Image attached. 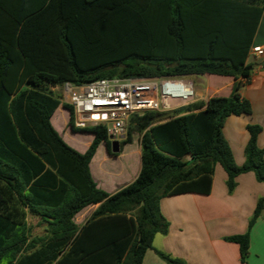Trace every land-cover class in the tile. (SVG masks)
<instances>
[{"label":"trees","instance_id":"trees-1","mask_svg":"<svg viewBox=\"0 0 264 264\" xmlns=\"http://www.w3.org/2000/svg\"><path fill=\"white\" fill-rule=\"evenodd\" d=\"M262 12L264 0H0V264H142L148 250L165 264H185L152 247L168 229L160 200L207 195L216 165L229 192L247 172L264 183L261 127L246 126L242 166L221 133L227 117L252 113L239 91L255 65L249 51ZM189 75L231 77V94L134 116L119 144L140 136L137 178L114 194L96 188L88 164L98 144L117 154L105 128L73 127L70 106L51 87ZM60 105L73 132L93 135L83 154L50 124ZM163 115L169 119L158 121ZM93 205L76 226L73 217ZM262 211L264 198L248 228ZM27 215L38 218L42 236L30 235ZM224 240L239 246L243 262L248 232Z\"/></svg>","mask_w":264,"mask_h":264},{"label":"crops","instance_id":"crops-1","mask_svg":"<svg viewBox=\"0 0 264 264\" xmlns=\"http://www.w3.org/2000/svg\"><path fill=\"white\" fill-rule=\"evenodd\" d=\"M252 46H264V12L260 17ZM248 61L255 65L248 80L243 81L239 95L250 102L252 113L227 117L221 130L237 166H242L245 161L244 147L249 138L246 131L247 125L261 127V132L256 138V145L264 149V56ZM200 76L204 80H196L197 101L195 104H206L207 100L213 96H230L233 78L216 75ZM192 111L190 109V112ZM63 117L64 122H62ZM69 117V111L60 105L49 121L69 147L83 154L90 145L93 135L87 133L91 134L92 139L82 148H77L74 138L76 132L68 126ZM133 136L134 133L131 135L129 144L119 147L116 156L108 153L103 142L98 144L88 164V170L96 188L107 194H114L137 178L141 169L140 136L136 134L135 141ZM226 179L223 169L216 165L210 192L207 195L187 193L161 199L160 213L167 221L168 229L165 234L157 233L154 236L152 247L171 258L182 260L185 264H264V211L248 228L257 201L264 198V183L256 181L252 172H247L236 177L235 187L229 192ZM97 207L98 205H93L82 209L73 217L74 224L78 227L83 226ZM33 219L38 220L36 217L27 215V224L30 225L29 221ZM246 232L249 235V246L242 262L239 246L225 241L224 238ZM142 264L165 263L154 251L148 250Z\"/></svg>","mask_w":264,"mask_h":264},{"label":"built area","instance_id":"built-area-1","mask_svg":"<svg viewBox=\"0 0 264 264\" xmlns=\"http://www.w3.org/2000/svg\"><path fill=\"white\" fill-rule=\"evenodd\" d=\"M249 55L264 56V46H252ZM72 110L75 129L105 128L109 141H124L134 116L146 111L173 113L197 101L192 82L183 77L156 79L106 78L88 83L51 87Z\"/></svg>","mask_w":264,"mask_h":264},{"label":"rangeland","instance_id":"rangeland-1","mask_svg":"<svg viewBox=\"0 0 264 264\" xmlns=\"http://www.w3.org/2000/svg\"><path fill=\"white\" fill-rule=\"evenodd\" d=\"M256 58H258V57H254V56H252V55H250L249 56V60L250 61H253V60H256ZM184 78V80H186V81H190V82H192L193 83V85L195 86V84L197 83L196 82V80H204V78L202 77V76H200V75H196V76H194V77H191V76H185V77H183ZM204 84H205V82H203ZM203 84V85H204ZM223 93V92H222ZM167 114H170V113H167ZM167 119H169V117H168V115H163V116H160L159 118H158V121H164V120H167ZM64 120H65V118L63 117L62 118V122H64ZM134 123V122H133ZM134 138V141H135V139H136V134L134 133V136H133ZM74 138H75V143H76V147L77 148H82L84 145H85V143H87L89 140H91L92 139V137H91V134H87V133H79V132H77V133H75L74 134ZM124 145H126V144H119V147L121 148L122 146H124ZM80 154V153H79ZM184 160H187L186 158H184ZM29 224H30V228H31V230H30V235L32 236V237H36V236H42L43 234H44V232L42 231V230H44V228L43 227H41V226H38L37 225V221H35V219H33V220H31V221H29Z\"/></svg>","mask_w":264,"mask_h":264},{"label":"water","instance_id":"water-1","mask_svg":"<svg viewBox=\"0 0 264 264\" xmlns=\"http://www.w3.org/2000/svg\"><path fill=\"white\" fill-rule=\"evenodd\" d=\"M111 152L117 154L119 152V143L117 141L111 142Z\"/></svg>","mask_w":264,"mask_h":264}]
</instances>
